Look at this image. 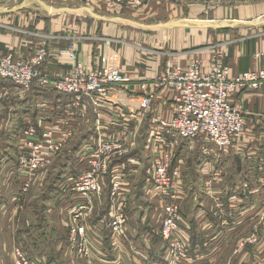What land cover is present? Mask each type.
<instances>
[{"label":"crops","instance_id":"obj_1","mask_svg":"<svg viewBox=\"0 0 264 264\" xmlns=\"http://www.w3.org/2000/svg\"><path fill=\"white\" fill-rule=\"evenodd\" d=\"M10 1L12 0H0V13H6L9 21L15 16L6 5ZM81 1L83 0H60L62 3L68 2V5L80 4ZM207 1L209 0H145L146 10L133 13L130 11L133 16L168 18V21H152L149 24L123 17V23L120 24L112 21L118 17L110 19L115 12L118 16H123L119 14L126 13L125 7L111 11L112 14L106 17L95 9L100 3L87 4L88 7H81L79 12L71 13L67 10L74 9H61L56 12L47 11L45 14L30 4L22 14L19 11L16 13L18 17L22 16L19 20L20 28L10 27L9 30L0 31V58L13 54L15 58L27 59L34 54L39 41L47 39L49 54L41 68L54 78L63 77L71 69L74 61L66 51L60 52L69 48L68 50H76V61H84L88 68L102 69L113 66L131 79L129 84L115 87L106 100H97L93 95L86 96V114L83 116L81 109L72 105L67 94L42 90L37 84L29 91H24L12 81L0 78V178L3 183V187H0V225L2 232L6 233L11 229L14 236L17 233L19 238L20 235V240L15 244L31 251V257L36 264H50L54 255L62 264L82 263L83 259L73 252L65 239L64 225L68 216L63 208L70 212L76 203L71 187L86 167V156L89 157L95 150L99 129L106 130L102 133V139L105 141L118 138L127 145L135 146L125 155L126 159H123L121 164L115 161L110 163L109 174L115 182H120L118 201L126 197L130 201L128 230L125 236H118L116 241V246L120 249V253H117L119 258L121 254L123 258H135L125 264H146L142 261L141 254L150 258L148 264H197L201 261L200 258L209 252L201 247L200 240L199 243L193 244L194 247L190 245V261L168 263V254L162 242H157L161 228L157 219L160 222L163 202L160 197H156L154 191L148 190L153 168L148 171L151 178H146L147 181L142 184L140 166L143 161L147 166L149 161H155L157 156L161 158L168 152L179 153L174 165L179 169L184 167L183 160L188 154L195 152L200 160L201 157H206L204 162L200 161L199 167V174L201 173L206 181L210 179L211 163L213 167L226 166L225 171L227 169L225 174L223 169L216 172L213 191L217 202L207 197L195 212H190L186 202L182 203L181 215L184 220L181 219L184 222L179 233H182L185 240L190 243L192 235L188 225L199 223L212 226L209 215H215L217 210L223 209L226 213V216L222 213L213 221L215 226H218V231L224 225L229 226L231 230L227 229V240L233 236L235 228L232 226L254 223L257 210L264 206V89H243L230 96V102L243 109L245 130L242 138L235 140L231 147L216 153L208 151L210 142L205 137L186 140L165 131L162 124L175 117V97L178 92L168 87L157 89L153 85V80L161 76L167 67L181 66L185 70L196 59L202 61V73H209L215 64V50L221 51L222 62L230 67L232 74L261 68L262 59L256 54L264 51V0L250 3L228 0V3L218 6L206 18L203 15ZM100 10L110 11L106 8ZM31 13L37 15L35 20ZM76 13L96 14L98 17L93 16L99 18L100 23L101 19H105L104 24L100 25L101 34L89 30L90 34L84 36L74 30L79 26L73 18ZM138 27L153 35L147 37ZM134 29L144 33L143 37H140L139 33H133ZM68 34L70 36L66 37ZM142 84H146L145 88H142ZM151 93H155L156 97L149 110L144 111L140 107L141 100ZM30 126L37 128L40 135L44 131L52 130L55 139H61L68 130H74V133L80 129L88 132L84 135L75 134L73 137L71 144H74V147L70 150L68 169L63 171L64 176L71 179L56 185L53 191L58 195L51 193L46 202L40 187L31 190L28 196L21 192V186L12 184V161L25 149L26 141L22 131ZM19 149L22 151L19 152ZM149 153L151 159L148 161L145 157H148ZM232 162L234 163L230 170V167H227ZM235 163L240 164L239 169H235ZM116 170L118 171L115 172ZM24 173L26 176L25 171ZM175 181L179 185L176 197L180 200L187 198L189 185L185 179L183 181L182 174ZM111 187L108 181L102 195L95 198L97 211L93 221H88V227L94 247L101 250L106 248L107 257H113L111 260L104 259L100 262L122 264V261L116 262V256L108 249L107 241L109 244L111 241L115 243L116 236L113 237L112 232L107 230V215H100V210L107 209L110 205L106 192L111 190ZM136 189H140L143 202L136 200ZM31 197L36 199L32 198L30 202ZM42 199L43 210L46 209L47 215L55 221L51 234L46 237L42 236L45 226L35 228V216L28 217L26 211H18L19 206L42 204ZM52 199H55L54 203ZM224 229L225 227L222 230ZM195 233L200 235L198 231ZM30 234L33 238H29ZM32 247L39 253L34 254ZM225 249L224 247L221 252ZM217 252L220 250H213V254L216 255Z\"/></svg>","mask_w":264,"mask_h":264},{"label":"built area","instance_id":"obj_2","mask_svg":"<svg viewBox=\"0 0 264 264\" xmlns=\"http://www.w3.org/2000/svg\"><path fill=\"white\" fill-rule=\"evenodd\" d=\"M87 1L95 3L103 0ZM123 1L125 0H109L107 5L113 6L115 2ZM67 54L72 59L75 58V50H68ZM47 55V41L44 40L40 41L34 54L28 59L15 58L13 54L4 55L0 58V78L12 81L24 91H29L34 84H37L42 90L67 94L71 98L72 105L81 109L83 116L86 114V96L93 95L97 100H106L115 87L131 82L128 76L123 75L113 66L88 71L82 62H75L73 68L63 77L54 78L38 69ZM256 56H261L263 66L259 70L237 75L232 74L230 67L222 62L221 56L206 74L201 72V60L194 61L187 71L177 67H167L161 76L153 80V85L157 89L168 87L178 92L175 97L176 114L170 122L162 124L165 131L186 140L205 137L210 142V150L208 149L210 152L219 153L231 147L233 142L240 138L246 120L242 107L233 105L229 100L230 96L243 89H264V51ZM145 86L146 84H142V88ZM155 97V93H151L142 98L140 107L148 111ZM105 131V129L97 130L95 150L87 159V167L82 170L73 184V191L78 192L81 202L70 212L71 239L68 243L79 257L87 260V264H100L97 256H92L94 246L88 238L86 227L88 219L93 215L95 198L104 192L110 162L130 153L133 147L118 138L105 141L102 139V133ZM74 132L68 130L61 139H55L52 130L44 131L40 135L37 128L30 126L23 132L30 149V153L25 149L20 153L23 168L33 172L36 168L41 169L50 165L49 158L66 144ZM178 176L179 168L174 166L173 153L168 152L156 159L148 190L155 191L164 203L162 234L171 244L168 249L169 254L182 256L187 254L189 247L182 238L176 237L178 236L177 219L182 212L181 204L176 197L178 184L175 180ZM119 189L120 182L114 181L112 194L118 195ZM126 206L123 198L118 201L117 208L112 206V209H115L110 223L113 237L126 235L128 219L125 214ZM171 239L174 241L171 242ZM15 257L18 264H35L28 257V252L20 246L15 247Z\"/></svg>","mask_w":264,"mask_h":264},{"label":"rangeland","instance_id":"obj_3","mask_svg":"<svg viewBox=\"0 0 264 264\" xmlns=\"http://www.w3.org/2000/svg\"><path fill=\"white\" fill-rule=\"evenodd\" d=\"M23 1L24 0H12L10 2H7L6 5H8V7H10L9 9H13V8L19 6ZM43 1L48 6L54 7L56 10L77 9L78 11H75V12H79L81 7H86V6L88 7L87 4H94L92 2H88L87 0L81 1L80 4L79 3H77V4L71 3L70 5H68V2H66V3L60 2V0H49V1L43 0ZM107 1H109V0H103V1H100V2H95L96 4L100 3V5L102 6V7H99L100 6L99 5V6L95 7V9L98 10V12L100 14H102L104 16L106 15V17H109L108 15L112 14V13H110L111 11L118 9L119 7H125L126 8V10H125L126 13H120L119 14V15H123V16H118V13H116V12L110 16V19H112L114 17L120 18L121 20L118 19V18L116 20H112V21L120 23V24L123 23L122 20H124V19H122V17L123 18H130V19H134V20L137 19L138 22H141V23H144V24L152 23V21H158V23L159 22L168 21L167 17H149V16H146L144 18H140V17H137V16H133L132 15L133 11L143 12L144 10H146V8L144 9L145 3H146L145 0H125L122 3H116L115 2V4L113 6H111V5L108 6L107 5L108 4ZM229 1L236 2V3H238V2L250 3V2H254L256 0H229ZM258 1H260V0H258ZM225 3H228V0H209V1H207L203 16L206 17V18L209 17L210 13L214 9H216L220 5H224ZM31 4H32L33 8L40 9L41 12H43L44 14H45V12H47L46 8L44 6H42L41 4L37 3L36 1H32ZM78 5H82V6L79 7ZM28 6H30V5H28ZM66 6L69 7V8H67ZM26 8L22 9L21 11H19L20 14H22V12H24ZM100 8L101 9L102 8L103 9L106 8V9H108L110 11L107 12V11H104V10H100ZM62 11H65V10H62ZM67 11L71 12L69 10H67ZM16 13L17 12L12 13V14H15V16L12 18V20L10 19V21L7 20L6 13H0V31H5L4 29L9 30L10 27L20 28L19 20H21L22 16L20 15L18 17L16 15ZM31 14H33L34 20H35L37 15L34 14V13H31ZM38 14H41V13H38ZM73 18H74L75 23L79 24V26L76 29H74V30H76L77 32H79L81 35H84V36H88V34H90L89 30H94V31H96L97 34H101L100 33V25L104 21H106L105 19H101L102 23H100V21H98L99 18L94 17L92 14L91 15L90 14L89 15H85V13L84 14L83 13L82 14L81 13L80 14L76 13V16L74 15ZM201 18H203V17H201ZM108 21L109 20L107 19V22ZM85 28H86V30H85ZM138 28L140 29L139 30L140 32H145V30H146V29H143V28H140V27H138ZM132 32L135 33V34L139 33L140 37H143L142 34H144V33L137 32L135 29L132 30ZM145 33H146L145 35H147V37H149L150 35H153V34H151L149 32H145ZM69 36H70V34L66 35V37H69ZM44 41H47V50H48V40L45 39ZM39 43H40V41H39ZM68 49L69 48H67L65 50H60V52L66 51L65 53H67ZM261 53H257V54H261ZM48 54H49V50H48ZM221 54H222L221 51L215 50V52H214V56H215L214 63H217L218 57H220ZM77 58H78V56H77V53H76V50H75V58L74 59L71 58L74 61V63L71 66V69L73 68V65L75 64V61H76ZM46 59H47V57H46ZM196 60H199V59H196ZM196 60H194V61H196ZM76 62H78V61H76ZM82 63L85 66V62L83 61ZM189 66L187 67V69L189 68ZM262 66H263V59H262ZM41 67H42V65L40 67H38V69L43 71V69ZM175 67L184 70L181 66H175ZM85 68L88 71L97 70L95 68L90 69L87 66H85ZM187 69H185L184 71H187ZM244 72H246V71H244ZM244 72H242V73H244ZM242 73H240V74H242ZM28 129H29V127L25 128L22 132L27 131ZM244 130H245V127H244V129H243V131L241 133L240 138H242V136L244 134L243 133ZM86 132H87V130H85V132H84V130H81V129L77 130L76 133H74V135L71 137V139H69L70 140V144H71L72 140L74 139L73 138L74 136H76L77 134L78 135L79 134L80 135H84ZM136 139H137V137H136ZM69 140L66 142V144H64L61 147L60 150L57 151V153L54 156L49 158V160L51 161L50 165L45 166L44 168H41V169L40 168H36V169L33 170V172L29 171L28 169L23 168V165H22L21 160H20V154L18 153L16 155V158L13 159V161H12V165H13L12 184L21 186V188H22L21 192L28 194V196H29V193H30L31 190H35V188L37 186L40 187L42 189V191H43V197H44V200L46 202V200L48 198V195H50L51 193H55L53 190H54L56 185L61 184L65 180L67 181L68 179H71L68 176L65 177L64 176L65 173L63 172L65 169H68L67 163H68L70 150L74 147V144H71V145L68 144ZM26 146L27 147L25 148V150H28V152L30 153V149H29L28 143H26ZM132 146L135 147L134 145H132ZM158 149H159V147H158ZM20 151H22V150L19 149V152ZM128 154H126V155H128ZM148 155L149 156L148 157L146 156L145 159H147L149 161L151 159V155H150V153ZM178 155H179V153L176 154L175 151H173L174 165H175V159H177ZM185 155H186V153H185ZM122 157H123L122 159H121V157L113 159L110 163H113V161H115L116 163L121 164V162H123V159H126L125 155L122 156ZM157 158H159V157L157 156ZM205 158L206 157L203 156V157H201V160H200V157L198 158L197 153H195V152L186 155L185 159L183 157V159H184L183 160L184 161V163H183L184 167L182 166L183 170L181 168L179 169L178 179L181 177V174H182L183 181L185 179V182L189 185L188 186L189 188L187 189V191L189 192L188 193L189 196L187 198L184 197L181 200L177 196V201H179V203L181 204V210H182V203L183 202L184 203L186 202V205L189 206L190 212H195L197 207L201 206L202 202L207 197L210 198L211 200L214 199V201L217 202V198H215L216 195L214 194V191H213V188H214L213 185H214V182L216 181V178H217L216 177V174H217L216 172L219 169L220 170L223 169L224 170L223 174H225L227 172V169L225 171L226 166L225 167H220V168L213 167V165L211 163L210 166H209V168L211 169L210 175H209L210 179L208 181H206L205 179H203L201 173L199 174V167L201 166L200 165V163H201L200 161L204 162ZM87 159H88V156H86V158H85L86 167H87ZM155 161H149L150 163L147 166L144 165L145 161L142 162V166H140L141 167L140 168V170H141L140 183L143 184L144 181H147V180H145L146 178L150 179L152 177V174H151V177H150V174H149L148 171L152 170V168L154 167ZM233 163L234 162L230 163V166L228 165L227 168L230 167V170H232L231 168H232ZM237 168L238 169L240 168V164H236L235 163V169H237ZM24 171L27 174L26 176H25ZM109 174H110V166H109L108 176H107V178L105 180V185L109 181L110 185L113 187L114 178L113 177L110 178ZM176 180H177V178H176ZM9 182H11V180ZM136 183H137V179H136ZM186 183H185V185H186ZM142 184H140V186ZM0 187H3V183H2V179L1 178H0ZM112 187H111V190L106 192V194L108 195V200H109L110 205L107 207V209H101L100 210L101 217L104 216L103 214L107 215L105 217V223H106V227H107L108 231L111 230L110 223L113 220V213H114V210H115V209H112V206H114V208H117L116 206L118 204V199H117L118 195H113L112 194ZM71 190L73 192V186L71 187ZM139 191H140V189H136V192L138 193V194L137 193L135 194L136 196L138 195L136 200H138L139 202H143L142 201L143 199L141 197L142 193H141V191L140 192ZM177 193H178V191H177ZM73 194L75 196L74 200L76 199V203L74 204V206L76 207V205H78L81 202V199H80L81 197L78 195L77 191H74L72 193V195ZM56 195H58V194H56ZM31 196H32V193H31ZM157 196L160 197L156 193V197ZM156 197H155V199H156ZM32 198L36 199V197H31L30 202L32 201ZM162 198H163V196H162ZM160 199H161V197H160ZM52 200H53L52 202L54 203L55 199H52ZM125 203L127 205L126 209H125V214H126V216H128L129 215L128 211H129V208H130V201L128 200L127 197L125 199ZM34 204H35V206H33ZM34 204L30 203L27 206H19L18 211L19 212L20 211H26L28 217H31L32 215L35 216L36 219H37V221H36L37 224H36L35 228H38L40 226L43 228L45 226L43 228V230L45 232H44V234H42V236L43 237L49 236V233L51 234V228L55 224V221H53V219L49 215H47V213L45 212L46 209L43 210V206H42L43 205V199H42V204L41 203H38V204L34 203ZM163 204L164 203H162V208H161V211H160V222H159V219H157V222L161 224L159 235H157V236H159L157 238V242L158 241L162 242L163 248H164V250H166V252L168 254V258H167L168 263H170V262L182 263V262H185V261H190V259H192V256L190 255L191 253L189 251L190 250V245L192 244L191 246L194 247L193 244H197V243H199L200 240H202L201 247H203V249H205V250H209V252L205 256H202V258H200L201 261L198 262L197 264H264V206H263V208L257 210L256 215L254 216L255 217V221H254L253 224L246 225V226H232L235 229H234V231L232 233L233 236L231 237L230 240H227L228 237H229V234H228L229 231H227V229H230L228 225H224V227H225L224 230H222L224 227L221 229V226H220V229H221L220 231L216 230V227H218V226L217 225L215 226L213 219L216 218V217H219L222 213H223V216H226V213L224 212L223 209L221 211L217 210L216 213L214 212L215 215H213V214L209 215L210 221L213 222V223H211L212 226L202 225V224H199V223H198L199 225L197 223H192L191 225H188V226H190L191 231H192L191 232L192 235H191V238H190V243L187 240L184 239L182 233L181 234L179 233L181 231V229H182V222H184L183 221L184 220L183 216L181 215L182 212H181L179 214V216H178V219H177V224L176 225H177V228H178V231H177V235L178 236H176V237L179 238V239L182 238L183 241L189 247L188 251H187V254L181 256V255H175L174 253L169 254L170 252L168 251V249H170L171 244H170L169 241H166L164 239V237H163V234H162L163 217H164V211H163L164 210L163 209L164 205ZM36 205H37V207H36ZM94 206L95 207H94V210H93V213H92L93 214L92 218L95 217L94 215H95V213L97 211L96 202H95ZM63 209H64L65 213L68 216L67 217V222H65V225H64L65 234H66L65 239L68 242L69 239H71V237H69V226H70V212L72 211V209L70 210V212L69 211L66 212L65 208H63ZM92 218L90 217L91 221H93ZM90 219H88V221H90ZM128 224H129V220L127 219L126 232L128 230ZM187 224H188V222H187ZM86 227H87L88 238L90 240V235L91 234H89L88 224H86ZM14 228H15V226H14ZM2 231L3 230L1 229V225H0V264H18L17 259L15 257V247L17 246V244H15V242L18 243V241L20 240V235L18 236L19 238H17V233H16V236H14L11 233V229L9 231H7L6 233H4ZM195 231H198V233L200 232V235L197 236ZM231 232L232 231H230V233ZM118 236H122V235H118ZM118 236L115 237V243H113V241H111L110 244H109V242L107 241V245H108V249L113 252L114 256H116V258L114 257V259H116V262H121L122 261V264H125L128 260H134L135 258H123L122 254H121L120 258L117 256V253H120L119 252L120 249L116 246V241L118 240L117 238H119ZM29 238H33V235L30 234ZM109 238H110V236H109ZM197 238L199 239L198 241L196 240ZM224 239L226 241H224ZM173 241H174V239H171V242H173ZM90 242H91V240H90ZM68 245H69V243H68ZM132 246H134V245H132ZM69 247L73 250V252H75V249L72 248V245H69ZM224 247L226 249L223 252H221L224 249ZM215 249H217V251L220 250V252H217L216 255L213 254V250H215ZM24 250H26V249H24ZM26 251L28 252V257L31 258V260L33 261V258L31 257V254H30L31 251L30 252L28 250H26ZM32 251H33L34 254L39 253V251H35L34 247H32ZM106 251H107L106 248H105V250H101L99 248L92 247V256L93 255L97 256V259L99 260V262L100 261L101 262L104 261V259L105 260L113 259V257L112 258H108L107 257ZM112 252H110V253H112ZM219 254H221V255H219ZM140 257L142 258V261H144L146 264L150 263L149 262L150 258L148 256L141 254ZM81 258L83 260H81L82 263H80V264H87V260H85L83 257H81ZM34 260H36V259H34ZM101 262H100V264H102ZM34 263L36 264V262H34ZM50 264H62V262H60L58 257L54 255L53 256V260H52V262H50Z\"/></svg>","mask_w":264,"mask_h":264},{"label":"water","instance_id":"obj_4","mask_svg":"<svg viewBox=\"0 0 264 264\" xmlns=\"http://www.w3.org/2000/svg\"><path fill=\"white\" fill-rule=\"evenodd\" d=\"M32 1H36L37 3L41 4L42 6H44L46 8V10L48 12H56L57 10L54 9L53 7L51 6H48L43 0H32ZM31 0H24L19 6L11 9L10 11L11 12H17V11H20L24 8H26L28 5H30L32 3ZM82 9V8H81ZM87 9V8H86ZM89 10V9H88ZM69 11H77L76 9L74 10H69ZM94 16H97L96 14H93ZM98 17V16H97Z\"/></svg>","mask_w":264,"mask_h":264},{"label":"trees","instance_id":"obj_5","mask_svg":"<svg viewBox=\"0 0 264 264\" xmlns=\"http://www.w3.org/2000/svg\"><path fill=\"white\" fill-rule=\"evenodd\" d=\"M109 231H111V230H109Z\"/></svg>","mask_w":264,"mask_h":264}]
</instances>
